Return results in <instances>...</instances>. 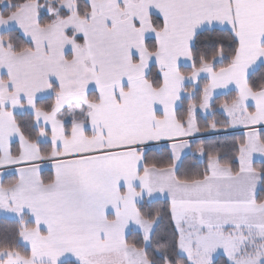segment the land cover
<instances>
[{"label":"snow or ice","instance_id":"6c2138e0","mask_svg":"<svg viewBox=\"0 0 264 264\" xmlns=\"http://www.w3.org/2000/svg\"><path fill=\"white\" fill-rule=\"evenodd\" d=\"M0 264H264V0H0Z\"/></svg>","mask_w":264,"mask_h":264},{"label":"trees","instance_id":"16d2710c","mask_svg":"<svg viewBox=\"0 0 264 264\" xmlns=\"http://www.w3.org/2000/svg\"><path fill=\"white\" fill-rule=\"evenodd\" d=\"M10 223V220L6 219L5 217H0V228H3Z\"/></svg>","mask_w":264,"mask_h":264},{"label":"crops","instance_id":"0c3cea01","mask_svg":"<svg viewBox=\"0 0 264 264\" xmlns=\"http://www.w3.org/2000/svg\"><path fill=\"white\" fill-rule=\"evenodd\" d=\"M0 217H4V215L3 214H0Z\"/></svg>","mask_w":264,"mask_h":264}]
</instances>
